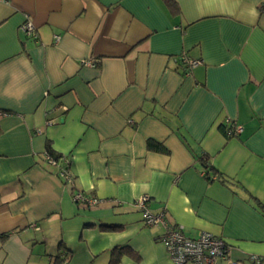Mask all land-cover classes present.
<instances>
[{
	"label": "crops",
	"instance_id": "obj_1",
	"mask_svg": "<svg viewBox=\"0 0 264 264\" xmlns=\"http://www.w3.org/2000/svg\"><path fill=\"white\" fill-rule=\"evenodd\" d=\"M141 195L264 264V0H0V264H173Z\"/></svg>",
	"mask_w": 264,
	"mask_h": 264
},
{
	"label": "built area",
	"instance_id": "obj_2",
	"mask_svg": "<svg viewBox=\"0 0 264 264\" xmlns=\"http://www.w3.org/2000/svg\"><path fill=\"white\" fill-rule=\"evenodd\" d=\"M21 28L28 35L35 36L34 28L30 22H25ZM181 61L185 72L200 63L198 59L186 57H182ZM84 62L89 66L94 64L92 59ZM224 122L229 126L227 129L229 135H237L242 131L241 125L232 123L229 119ZM45 159L50 165L58 164V161L56 162L47 154H45ZM63 161H66V159H63ZM58 175L68 183L72 180L68 168L64 165L60 167ZM73 198L76 202H81L85 206H96L100 203V199L87 197L82 192H75ZM147 201L148 196L141 195L134 200L133 205L141 209L145 225L160 224L164 228L161 240L173 264H221L222 261L230 264H243L241 261L230 259V245L223 237L215 236L209 232H200L196 237L187 236L181 226L169 225L164 212L153 213L149 211L146 206ZM249 259L256 263L260 261V258L255 255H251Z\"/></svg>",
	"mask_w": 264,
	"mask_h": 264
},
{
	"label": "trees",
	"instance_id": "obj_3",
	"mask_svg": "<svg viewBox=\"0 0 264 264\" xmlns=\"http://www.w3.org/2000/svg\"><path fill=\"white\" fill-rule=\"evenodd\" d=\"M166 3L169 5V6H173V0H165ZM27 22V21H26ZM25 23V22H24ZM23 23V24H24ZM22 24V25H23ZM21 25V27H22ZM22 30V28H21ZM23 31V30H22ZM24 35L25 36H31V35H28L27 33H25L23 31ZM227 133V132H226ZM225 133V134H226ZM228 135V133H227ZM148 145H150V147L152 148H157V145L154 144L152 141H150L148 143ZM45 154H47L49 157H51L53 160H55L56 162L59 160L60 158V154L56 153L49 142L46 143V147H45ZM46 160V159H45ZM47 162V161H46ZM201 166H202V175L203 177L206 179V180H210L212 179V176L209 175V174H214L215 176L217 174H219L217 171H216V168L214 166H212L211 164H208L205 160V157L202 156L201 157ZM217 176H220L221 177V174L217 175ZM4 236H7V234H4V235H1V237H4ZM124 251H129L128 247L123 245V246H116L114 247L112 250H111V260H110V264H115L118 259H119V255H121Z\"/></svg>",
	"mask_w": 264,
	"mask_h": 264
}]
</instances>
